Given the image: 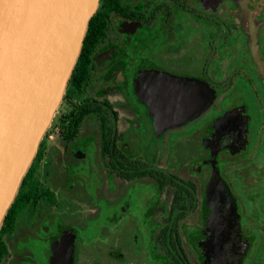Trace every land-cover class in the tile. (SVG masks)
<instances>
[{
	"label": "flooded vegetation",
	"instance_id": "1",
	"mask_svg": "<svg viewBox=\"0 0 264 264\" xmlns=\"http://www.w3.org/2000/svg\"><path fill=\"white\" fill-rule=\"evenodd\" d=\"M93 17L3 222L0 264H51L64 238L73 264L227 263L230 231L237 264H264V0H100ZM156 74L207 102L161 136L137 93ZM214 160L231 203H207Z\"/></svg>",
	"mask_w": 264,
	"mask_h": 264
},
{
	"label": "water",
	"instance_id": "2",
	"mask_svg": "<svg viewBox=\"0 0 264 264\" xmlns=\"http://www.w3.org/2000/svg\"><path fill=\"white\" fill-rule=\"evenodd\" d=\"M99 2L0 0V230L62 102ZM251 48L262 68L255 32ZM143 78L138 97L149 102L158 136L193 121L207 103L200 89L183 88L180 81L164 74H156L147 88L142 86ZM207 194V203L230 200L221 186L215 160ZM216 208L213 217L219 214ZM226 235L229 244L222 239L217 248L228 262L215 264L240 260L233 245L236 232ZM53 252L51 264H73L72 238L56 243Z\"/></svg>",
	"mask_w": 264,
	"mask_h": 264
},
{
	"label": "rangeland",
	"instance_id": "3",
	"mask_svg": "<svg viewBox=\"0 0 264 264\" xmlns=\"http://www.w3.org/2000/svg\"><path fill=\"white\" fill-rule=\"evenodd\" d=\"M256 37H257V35H256ZM257 40H258V37H257ZM252 52H253V50H252ZM256 53H257V59L260 61V57H259V54H258V44H257V52ZM253 57H254V55H253ZM254 60H255V58H254ZM170 138L174 139V143L176 145L178 144V145H182V146H184V145H187V146L190 145L191 146L192 144L193 145L197 144V141H195L193 139V137L182 136V135L179 134V132H176V133L170 132L166 136V140L168 141V139H170ZM184 139H186V140H184Z\"/></svg>",
	"mask_w": 264,
	"mask_h": 264
},
{
	"label": "trees",
	"instance_id": "4",
	"mask_svg": "<svg viewBox=\"0 0 264 264\" xmlns=\"http://www.w3.org/2000/svg\"><path fill=\"white\" fill-rule=\"evenodd\" d=\"M94 21V17H92V19L90 20V23H89V26L92 24V22ZM89 31L87 32V35H86V38H85V41H84V47H86V44H87V41H88V39H89ZM83 47V48H84ZM41 144H42V142H41ZM41 144H40V146H41ZM27 176V175H26Z\"/></svg>",
	"mask_w": 264,
	"mask_h": 264
}]
</instances>
